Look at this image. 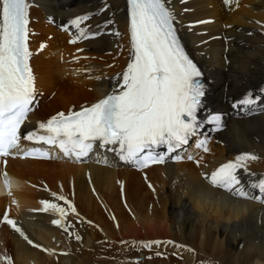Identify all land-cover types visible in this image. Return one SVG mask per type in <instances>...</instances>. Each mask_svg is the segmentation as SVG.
<instances>
[{
  "label": "bare ground",
  "instance_id": "6f19581e",
  "mask_svg": "<svg viewBox=\"0 0 264 264\" xmlns=\"http://www.w3.org/2000/svg\"><path fill=\"white\" fill-rule=\"evenodd\" d=\"M32 1L30 44L32 49L43 44V50L32 53L30 62L42 99L26 127L94 103L131 61L124 0ZM165 2L210 82L208 105L229 104L224 107L231 110L227 128L194 161L139 172L94 161L74 165L7 158V167H0L9 178L5 189L0 180V216L9 206L26 235L54 253L32 248L0 224V256L11 257L13 264H264V203L223 193L207 179L236 156L254 154L258 159L248 162L247 172L238 170V176L250 197L264 200V193L251 186L264 179V0ZM85 14L91 18L81 27L99 35L69 43L73 38L60 32L62 26ZM50 18L56 26L46 23ZM249 94L262 98L240 105ZM124 177L134 181L138 192L122 201L112 183ZM52 193L75 206L78 215L69 212L65 223L80 240L53 225L55 215L32 211L42 207L41 200L52 201ZM149 241L173 243L142 246Z\"/></svg>",
  "mask_w": 264,
  "mask_h": 264
},
{
  "label": "snow or ice",
  "instance_id": "6c2138e0",
  "mask_svg": "<svg viewBox=\"0 0 264 264\" xmlns=\"http://www.w3.org/2000/svg\"><path fill=\"white\" fill-rule=\"evenodd\" d=\"M224 3L231 4L232 0H224ZM127 4L131 61L121 74V80L117 81L118 87L89 107H82L80 111L69 110L67 114L57 113L22 134L21 126L33 111L36 95L34 76L29 66L32 55L28 46L31 5L29 0H0V158H4L5 168L7 158H57L43 148H24L22 141H29L58 149L64 158L75 163H84L98 143L99 148L114 152L120 160L143 169L150 164L164 163L167 153L181 148L197 133L201 126L197 112L206 94L205 85L200 79L201 71L181 45L172 11L165 0H127ZM106 7L99 11H105ZM90 18L91 14L76 16L62 26L64 31L69 30V25L76 29L69 43L99 35L81 27ZM256 99L249 94L239 104L250 106L256 103ZM220 119L219 115H214L208 122L219 124ZM161 146L166 147L167 153L156 152V148ZM197 146L208 151L206 141H200ZM174 159L179 160L180 157ZM257 159L254 154H240L233 161L222 164L207 179L214 187L235 196L254 198L264 203L260 197L249 196L238 176V170L247 172L248 162ZM102 162L107 163L106 160ZM0 176L4 178L5 186H9L7 171L0 172ZM251 186L264 193V179ZM8 194L12 195L11 191ZM51 195L52 201L41 200L42 207L32 211L55 215L57 218L51 223L80 240L79 235L69 231L72 225L65 223L69 212L78 215L75 206L63 195ZM0 223L9 225L32 248L54 254L52 249L34 243L17 221L9 217L7 210ZM162 243L173 242L149 241L142 246L151 248ZM0 264H13V261L11 257L0 256Z\"/></svg>",
  "mask_w": 264,
  "mask_h": 264
},
{
  "label": "rangeland",
  "instance_id": "374dc122",
  "mask_svg": "<svg viewBox=\"0 0 264 264\" xmlns=\"http://www.w3.org/2000/svg\"><path fill=\"white\" fill-rule=\"evenodd\" d=\"M247 9H251V6L249 5L247 7ZM241 13L243 14V12H239L238 14H241ZM49 39H50V37H49ZM112 185H113V191L117 194H119L120 188L124 189L123 190L124 191L123 197H127V198L131 197V196H134L136 194V192H138V188L131 178H127V177L116 178L113 180ZM119 198L121 199V195L119 196Z\"/></svg>",
  "mask_w": 264,
  "mask_h": 264
}]
</instances>
